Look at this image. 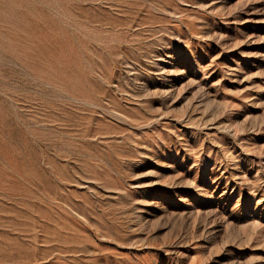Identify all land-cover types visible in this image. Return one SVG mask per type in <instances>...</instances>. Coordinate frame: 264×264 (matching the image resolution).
I'll use <instances>...</instances> for the list:
<instances>
[{
    "label": "rangeland",
    "instance_id": "374dc122",
    "mask_svg": "<svg viewBox=\"0 0 264 264\" xmlns=\"http://www.w3.org/2000/svg\"><path fill=\"white\" fill-rule=\"evenodd\" d=\"M0 264H264V0H0Z\"/></svg>",
    "mask_w": 264,
    "mask_h": 264
}]
</instances>
